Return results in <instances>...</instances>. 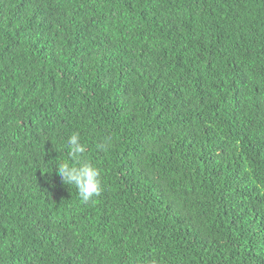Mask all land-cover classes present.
<instances>
[{
	"label": "trees",
	"instance_id": "obj_1",
	"mask_svg": "<svg viewBox=\"0 0 264 264\" xmlns=\"http://www.w3.org/2000/svg\"><path fill=\"white\" fill-rule=\"evenodd\" d=\"M153 260L264 264V0H0V264Z\"/></svg>",
	"mask_w": 264,
	"mask_h": 264
},
{
	"label": "clouds",
	"instance_id": "obj_2",
	"mask_svg": "<svg viewBox=\"0 0 264 264\" xmlns=\"http://www.w3.org/2000/svg\"><path fill=\"white\" fill-rule=\"evenodd\" d=\"M69 160L60 161L56 168L63 182L75 186L83 203H88L103 192L101 171L93 163L81 158L87 151L80 132H73L66 140ZM150 264H156L153 260Z\"/></svg>",
	"mask_w": 264,
	"mask_h": 264
}]
</instances>
